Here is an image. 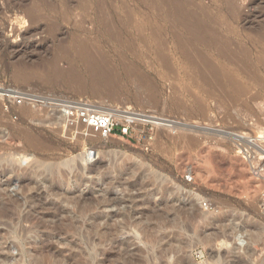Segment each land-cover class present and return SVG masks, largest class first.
<instances>
[{"label":"rangeland","instance_id":"rangeland-1","mask_svg":"<svg viewBox=\"0 0 264 264\" xmlns=\"http://www.w3.org/2000/svg\"><path fill=\"white\" fill-rule=\"evenodd\" d=\"M169 7L244 52L242 67L207 39L195 38ZM111 28L130 43L116 41ZM76 38L90 51L97 47L91 53L108 56L117 79L107 86L118 94L82 92L63 76L48 80L60 47L77 56ZM201 54L217 73L209 72ZM75 62L90 84L77 57ZM69 65L62 60L61 70ZM17 68L29 76L22 79ZM222 69L231 82L219 86ZM0 88V156L29 157L16 160L11 173L3 163L0 180L11 176L15 183L2 191L17 195L31 163H58V224L0 223L8 262L264 264V183L250 176L235 136L264 134V0H0ZM12 91L24 93L21 102ZM58 93L131 106L152 113L154 122H142L129 138L88 140L41 103L39 97ZM202 209L210 212L205 219ZM232 218L248 233L244 250L233 249Z\"/></svg>","mask_w":264,"mask_h":264},{"label":"bare ground","instance_id":"bare-ground-1","mask_svg":"<svg viewBox=\"0 0 264 264\" xmlns=\"http://www.w3.org/2000/svg\"><path fill=\"white\" fill-rule=\"evenodd\" d=\"M170 11H171L174 19H176L177 22L183 24L186 27H189L190 29H193L192 31L195 35V38H202L203 37V38L207 39V41L213 47L216 46V49L219 53H221L223 55L225 54V57L230 58L231 60L234 61V63L237 66L242 67L243 60L245 58L244 52H241L239 50H237V51L231 50V48H229V42L226 38H222V37L216 38V37L207 36L206 34L203 33V31H199L200 30L199 27L197 29L195 27L194 23L192 24L191 22H189V14L186 13L185 11L178 9V8H172V9L170 8ZM106 26L110 27L109 22H106ZM112 28H114V25ZM115 30L112 29V30H109V32L111 35L116 37V39H117L116 41H118L120 43H127V42H128V44L130 43L129 42V41H131L130 38L121 37L120 35L117 36V31H115ZM152 36H154V35H152ZM77 39L78 38H76L74 41H72V42H74L73 44L76 46V47L74 46L75 47L74 52H76V55H77L76 57L78 58L79 65H81L83 68L86 69V71L89 75L88 78L91 77L90 78V80H91L90 84H88V85L86 84L85 80L83 79L85 77H82L83 75H81V73L78 71L79 69L77 70V67H75L76 66V62H75L76 57L74 59L69 57L67 55V52H66L67 49L63 48V47H60V52H58V56H56L55 58H52L49 62V64H51V65H50V68L48 69V71H49L48 72V80L54 81L58 78V76H63L66 79L67 84H69L70 86H73L74 88H77L79 91H82V92H83V90L88 89L90 91V93L93 95H99V94H102L104 92L107 95L118 94V93H116L117 90L111 87L112 86L111 85L112 80H110V79H113V80H114V78L117 79V74H116L115 69L111 68V62H110V59L108 58V56H105L106 55L105 53L101 54L102 53L101 51H103V50H100V51L98 50L99 52H97L95 50V52H97V53H91L94 50V48L97 49V47H95V46H94V48L92 47L93 50L90 51L89 47L91 45H89V47H88V46H86V44H84V42H82L80 40V38H79V40H77ZM198 58H200L202 61H205V63L208 66L209 72L215 71V69H212L211 65H209V59L206 57V55L201 54V57H198ZM64 59L68 60L70 65L66 70H61L60 64H61V61ZM22 67H24V66H22ZM22 67H18V68H22ZM18 68H17V71L19 72V70H20L18 75H20V77H22V79L25 78L26 76H29L28 74L26 75V73L23 72L25 70L18 69ZM104 69H105V71H104ZM215 73H217V72L215 71ZM218 74H219V78L217 80V84L219 86H222L223 83H230L231 82V79L228 77L226 70H224V69L219 70ZM208 76L209 75L206 73V77H208ZM137 77L142 79L143 75H141L139 73L137 75ZM109 83L111 85L110 87L107 86V85H109ZM0 89H2V88H0ZM3 95H5V94L0 93L1 97ZM1 107L2 106L0 104V110H1ZM26 108H28V107H26ZM21 110H22V108H21ZM5 111H7V110H5ZM27 111H28V109H27ZM54 115H55V118L57 120H58V118L60 120H63V116L61 114L58 115V112H55ZM178 124H180V123H178ZM21 133H23L22 135L25 136L26 139L30 143L34 142L33 141L34 137L31 136L32 134L31 135L29 134V131L25 132V130H24ZM96 138L104 141V140L109 139L110 137L101 138V137L97 136ZM26 139H25V141H26ZM11 140H13V139H11ZM26 143H28V142L26 141ZM38 144H41V143H38ZM32 145L35 146V144H31V146ZM36 145H37V143H36ZM95 152L96 151L89 152V156L93 157ZM16 160L19 162V164H22L23 161L27 162L29 160V157L25 154L19 155L18 158H16V159H14V154L10 158L9 157L3 158L0 156V175L2 173L6 174L7 170L10 173L12 171L14 172L15 169L13 168L14 167L13 163H15ZM3 163L7 164V166H8L7 170H6L5 166L3 165ZM26 165H28V164H26ZM95 168H96V165L91 166L90 171H94ZM28 171L31 173V174L28 173V175H30V176L26 175L27 177L26 176L22 177V178L20 177L19 182H18L20 188H18L19 190H17L18 192H16L17 195H14V196L11 194H7L6 192L2 191V189H4L3 185H6V186L10 185L11 186L13 183H15L13 178H11V176L10 177L8 176L6 178V176H5V178H6L5 180H3V179L0 180V223L4 224L5 226L6 225L7 226H12V225L17 226L19 223H27V225H30V226L34 225V226H39V227L48 226L50 224H52V225L56 224L58 222V198H59L58 197V163H54V162L53 163H44V161L43 162L42 161L41 162H35L33 164L31 163V165H29V169L27 170V172ZM15 172H17V170ZM14 179H15V177H14ZM33 190H34V192H32ZM194 196H195V198H194ZM194 196H193V198L196 199L198 205L202 204V202H203L202 197H200L198 194H196ZM82 198L85 199L87 197H86V195H83ZM63 202H64V199H63ZM201 211H202L201 214L204 217V219H205V217H208V213H210V212L205 211L204 209H202ZM214 211H215V208H214ZM22 213H24V214H22ZM218 220L219 219H218L217 214H213L211 222L215 223ZM227 225L231 229V234H232V239H233V249L237 250V251L246 249L248 247V244H249V237H248V233L244 229V227L240 224L239 221H236L235 218H232ZM3 249H5V248H3ZM3 249H0V264H4V263L14 264L15 261L14 262H8V261H10V258L8 256V254L2 253V251H4ZM199 254H200V252H199ZM141 258H142V256H141ZM138 261L136 263H138ZM145 263L147 264V259L145 260Z\"/></svg>","mask_w":264,"mask_h":264},{"label":"built area","instance_id":"built-area-1","mask_svg":"<svg viewBox=\"0 0 264 264\" xmlns=\"http://www.w3.org/2000/svg\"><path fill=\"white\" fill-rule=\"evenodd\" d=\"M7 91L11 90L7 89ZM12 92L17 93L14 98L21 102L20 94L24 93ZM39 98L41 103L51 106V111L63 116L65 128H69L71 132L75 131L76 134L88 140L95 139L97 136L129 138L132 132L139 131L142 122L149 125L155 118L150 112L127 105L102 104L87 96L75 97L58 93V96ZM235 136L239 138L236 141L237 152L248 164L250 176L258 183H264V134H259V137H244L238 134ZM240 139L243 140L240 141ZM88 149L89 152H94L93 148ZM186 178L187 181L192 180L191 177Z\"/></svg>","mask_w":264,"mask_h":264}]
</instances>
